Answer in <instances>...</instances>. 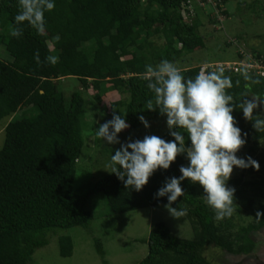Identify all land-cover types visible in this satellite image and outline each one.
I'll return each mask as SVG.
<instances>
[{"label": "trees", "instance_id": "16d2710c", "mask_svg": "<svg viewBox=\"0 0 264 264\" xmlns=\"http://www.w3.org/2000/svg\"><path fill=\"white\" fill-rule=\"evenodd\" d=\"M213 1L227 16L221 6L229 0ZM54 3V9L45 13L44 35L24 22L20 25L22 36L15 38L10 31L16 26L18 0H0V44L11 57V61L0 59V120L8 119L0 146V264H31V255L47 244L50 234L75 226L88 228L93 216L87 197L96 191L104 194L113 214L167 204L166 196L157 198L155 193L166 178L181 176L180 166L188 164L186 154L179 155L167 170H156L140 191L126 188L115 173L109 172L85 192H76L72 184L83 144L85 100L79 89L66 99L54 81L74 77L82 88L95 89V100L109 91L128 94L123 118L130 127L124 132L135 131L143 124L140 115L167 120L158 108L146 109L154 94L143 78L145 66H156L164 59L171 61L204 47L203 36L197 30L200 20L196 16L199 10L196 0H54ZM54 36L56 39L52 40ZM150 36L162 42L156 44ZM37 52L39 64L35 59ZM252 52L264 62V54ZM49 55L58 57L55 65L46 62ZM237 57L243 58L239 52ZM180 70L186 79L194 78L201 70L217 71L200 65ZM244 73L224 69L233 82L227 91L237 104L245 93L264 97V74L249 72L250 79L246 80ZM253 80L260 83L252 84ZM102 82L108 86H101ZM122 100L109 103L110 115L117 112L115 107ZM22 107L25 109L15 116ZM261 109L264 105L254 110V118L259 114L264 119ZM232 114L242 136L247 133L244 138L248 148L254 151L264 141V131L254 129L253 121L244 118L242 109L237 107ZM184 135L186 146H190V139ZM157 136L174 139L168 128ZM137 139L143 137L134 133L131 141ZM240 181L237 178L227 182L229 187L241 183V187L235 188L234 206L236 211L248 209L253 221L241 225L233 234L230 218L217 219L202 186L185 179L181 181L185 194L172 206L187 209L193 236L179 238L163 222L153 223L142 240L147 253L137 264H211L204 255L206 246L233 254L252 251L255 242L250 234L264 226V216L256 215L257 211L264 212V204L252 208V200L243 186H251L253 182ZM262 197L264 200V191ZM93 243L103 260L100 239L93 238ZM57 244L60 256L71 254L70 236L58 235Z\"/></svg>", "mask_w": 264, "mask_h": 264}, {"label": "rangeland", "instance_id": "374dc122", "mask_svg": "<svg viewBox=\"0 0 264 264\" xmlns=\"http://www.w3.org/2000/svg\"><path fill=\"white\" fill-rule=\"evenodd\" d=\"M242 2V3H239ZM228 15L224 16L214 1L199 5L196 16L200 20L197 30L203 36L204 47L185 53L177 59L171 60L179 69L200 65L203 68L211 67L219 70L226 63L239 62L237 54L253 56V51L264 54V1L263 0H229L221 6ZM193 12V8L191 7ZM56 36L52 38L55 40ZM156 44L162 39L150 36ZM84 43L83 45H85ZM49 46L52 45L49 42ZM0 59L11 61L4 45L0 44ZM224 70V69H223ZM58 83V90L62 91L66 99L70 93L79 89L84 97V117L81 126L83 144L75 163L73 189L78 193L85 192L95 181L112 171L111 156L115 154L120 144H108L96 136L97 128L113 118L109 113V103L123 99L118 104L116 114H124V103L128 101V94L109 91L101 94L99 100L93 98L95 89L82 88L74 77H62L54 81ZM101 86H108L102 82ZM82 88V89H81ZM20 108L14 115L17 116ZM20 114V113H19ZM264 115V109L260 110ZM8 119L0 120V146L3 141V126ZM150 127L142 124L137 130L118 134L121 143L131 140L136 133L144 138L145 135H159L167 130V120L147 119ZM245 144L237 156L247 159L251 156L259 162L260 168L241 169L234 167L231 179L240 178L253 184L243 186L252 200V208L264 204V141L258 143L254 151ZM230 187H241L239 184H230ZM257 187V188H255ZM88 206L92 212V220L88 228L79 226L67 229H58L56 234L49 235L44 246L35 249L30 258L31 264H137L147 253V246L142 242L147 237L150 226L156 222H163L170 232L179 237L189 239L193 236L188 219L185 216L179 219L172 217L166 204L143 207L118 214L111 213L105 196L101 191L91 193L87 197ZM235 208V206H234ZM230 231L234 234L241 225L253 221L248 209L234 211L229 217ZM58 235H68L72 240V252L69 256H60L58 253ZM255 242L252 251L246 254L228 253L216 246H206L204 255L211 264H264L260 260L264 256V226L250 234ZM93 238H99L103 248V260L97 253Z\"/></svg>", "mask_w": 264, "mask_h": 264}, {"label": "clouds", "instance_id": "9594fccd", "mask_svg": "<svg viewBox=\"0 0 264 264\" xmlns=\"http://www.w3.org/2000/svg\"><path fill=\"white\" fill-rule=\"evenodd\" d=\"M18 3L20 10L14 17L16 26L10 35L15 38L22 36L20 25L24 22L39 35H44L45 13L54 9V0H18ZM35 59L39 64L38 52ZM45 60L55 65L58 57L49 55ZM145 67L143 78L154 94V100L147 101L146 109L155 111L158 108L161 115L167 116L169 134L174 139L169 141L157 135H145L142 140L121 143L118 134L130 125L123 118L126 114L117 115L114 111L113 118L101 124L96 131V136L108 144H120L111 156V172L124 182L126 188L140 191L156 170H167L179 155L186 154L188 164L179 168L182 175L166 178L155 196L167 197L165 207L172 217L179 219L187 215L186 208L178 209L172 205L185 194L181 181L188 179L202 186L207 204L215 210L217 219L230 217L236 210V189L229 187L227 182L234 167L260 168L259 162L251 156L247 159L237 156L247 142L244 138L247 133L242 136L232 113L237 107L242 109L244 118L253 121V128L264 131V119L259 118V114L254 118V110L264 105V97L245 93L239 104L235 103L227 91L233 87V82L222 68L201 70L194 78L186 79L181 70L167 59L156 66ZM244 78L250 79L246 71ZM259 83V80L252 81V84ZM246 87L250 89V85ZM138 118L146 128L150 127L143 115ZM184 133L191 141L190 146H186ZM256 215L264 216V212L257 211ZM260 260L264 261V256Z\"/></svg>", "mask_w": 264, "mask_h": 264}, {"label": "built area", "instance_id": "2783aa9c", "mask_svg": "<svg viewBox=\"0 0 264 264\" xmlns=\"http://www.w3.org/2000/svg\"><path fill=\"white\" fill-rule=\"evenodd\" d=\"M210 0H196L198 5H204L205 3H209ZM213 1V0H212ZM189 10H191V6L189 5ZM243 58L238 62L226 63L222 66V69H230L233 72H256L260 75L264 74V62H261L259 59H256L254 56L245 55L244 53H240Z\"/></svg>", "mask_w": 264, "mask_h": 264}]
</instances>
